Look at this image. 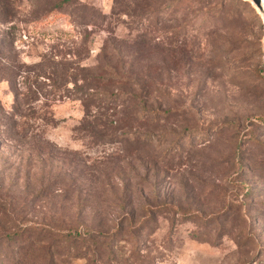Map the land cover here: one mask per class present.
<instances>
[{"label": "rangeland", "instance_id": "374dc122", "mask_svg": "<svg viewBox=\"0 0 264 264\" xmlns=\"http://www.w3.org/2000/svg\"><path fill=\"white\" fill-rule=\"evenodd\" d=\"M60 1L0 0V59L37 74L75 48L74 73L124 72L122 101L23 107L0 79V264H264V12Z\"/></svg>", "mask_w": 264, "mask_h": 264}, {"label": "trees", "instance_id": "16d2710c", "mask_svg": "<svg viewBox=\"0 0 264 264\" xmlns=\"http://www.w3.org/2000/svg\"><path fill=\"white\" fill-rule=\"evenodd\" d=\"M123 1V0H122ZM128 2L135 4V0H128ZM139 2L143 3V11L146 14L151 13V8L147 5L148 0H139ZM76 0H61L58 4V9L62 10V8H72L76 5H79ZM124 8V4H122ZM128 6H126L127 11ZM77 11H83L84 15H76L74 19L80 22L79 24L85 22L87 19L90 21L91 16L87 14V12L82 8ZM126 11H124L126 13ZM71 23L74 25L73 15L68 16ZM102 16L101 18H103ZM138 19V17H136ZM137 35L135 39H137ZM86 50V49H85ZM107 47L104 45L102 47L101 53L102 57L107 56ZM113 51V49L111 50ZM119 51V50H118ZM123 52V51H122ZM80 55L79 51L75 48L69 49L66 53L62 54V61L57 63L54 59L56 55H47L44 65H41L40 68L34 69L32 71L37 72V74H31V68L26 65L17 66L16 64L12 67L7 63V59H0V79H4L10 83V89L14 92V101L15 105L28 107L29 103L33 99H36V96L43 97L47 99H57V100H65V99H74L79 100L83 106V109L88 108L89 101L100 100L104 105L114 106L118 100L122 101V92H116L115 94H111L106 92L108 88L113 86L114 84H122V81L126 79L124 72L120 68L116 67H105L102 71H99L98 74L88 75V74H78L74 73L75 69H72L73 63L71 62L72 58H78ZM118 57V52H111L110 56ZM68 56L70 60H67L65 57ZM123 58V56H122ZM117 62V61H116ZM39 77L47 83H50L49 86L43 85L40 87L37 85V79ZM78 81L81 84H78ZM19 82L23 85V92L17 93V89L15 83ZM68 84H71V87H68ZM34 90V91H33ZM88 103V104H87ZM45 105V104H44ZM31 114V112H29ZM104 114L103 116H105ZM113 118L114 116H110ZM45 120V119H44ZM88 127L93 129L94 127L90 124H86ZM25 124L20 125V129L24 130L23 127ZM85 238H89L91 233L89 231L83 232ZM66 236H74L75 238L79 237V234L75 231H67ZM47 256L52 255L47 252Z\"/></svg>", "mask_w": 264, "mask_h": 264}, {"label": "water", "instance_id": "95a60500", "mask_svg": "<svg viewBox=\"0 0 264 264\" xmlns=\"http://www.w3.org/2000/svg\"><path fill=\"white\" fill-rule=\"evenodd\" d=\"M243 1H249L252 6L256 7L259 11L264 12L262 7V0H243Z\"/></svg>", "mask_w": 264, "mask_h": 264}]
</instances>
